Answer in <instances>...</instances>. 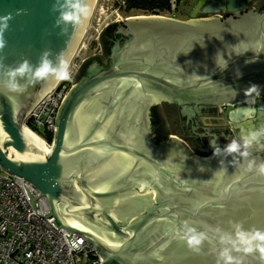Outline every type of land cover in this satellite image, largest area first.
<instances>
[{"label":"water","instance_id":"water-1","mask_svg":"<svg viewBox=\"0 0 264 264\" xmlns=\"http://www.w3.org/2000/svg\"><path fill=\"white\" fill-rule=\"evenodd\" d=\"M196 1L184 15L191 21L200 12L207 16L199 22L162 16L123 22L124 46L112 49L107 68L92 63L72 91L50 154L34 143L27 122L62 80L50 78L17 91L0 82V169L33 185L49 203L47 217L70 235L84 237L103 264H264L258 251L244 252L236 236L237 231H264V175L257 170L264 156H252L264 152V140L248 150L247 158L216 157L215 166L226 158V167L209 180L188 173L174 154L147 151L136 139L138 98L148 105L163 98L195 111L229 109L221 121L236 139L251 126L264 128V8L252 11L264 0ZM96 2L84 0L91 15L61 35L50 12L53 0H0V16L12 15L4 33L7 46L0 52L3 63L14 68L28 59L35 66L50 50L53 65L63 53L69 70ZM217 52L231 56L224 71L216 67ZM252 84L260 86V96L255 104L245 103L244 90ZM243 108L256 112L246 117ZM149 194L154 201L124 222L126 200ZM30 198L35 207L36 199ZM188 228L206 237L191 251L186 250ZM203 248L205 258L198 252Z\"/></svg>","mask_w":264,"mask_h":264},{"label":"built area","instance_id":"built-area-1","mask_svg":"<svg viewBox=\"0 0 264 264\" xmlns=\"http://www.w3.org/2000/svg\"><path fill=\"white\" fill-rule=\"evenodd\" d=\"M172 6H176L175 0ZM62 80L28 119L27 126L46 144L50 154L58 130L57 120L68 97L78 85L77 77L86 63L80 52ZM36 199L35 207L31 198ZM46 198L28 181L0 169V264H103L93 245L84 237L70 235L54 218H48Z\"/></svg>","mask_w":264,"mask_h":264},{"label":"flooded vegetation","instance_id":"flooded-vegetation-1","mask_svg":"<svg viewBox=\"0 0 264 264\" xmlns=\"http://www.w3.org/2000/svg\"><path fill=\"white\" fill-rule=\"evenodd\" d=\"M196 4L197 1L193 3L191 8L188 7L190 8L189 10H192ZM188 8H181L180 17H186L187 21L178 19L176 13L164 18L185 23L199 22L202 21L203 18H207L206 15H203L200 12L197 19L191 21L189 15H184ZM213 17L224 18L223 16ZM213 17L208 16V18ZM122 24H118L115 29L108 28L103 34V42L105 44L104 49L109 53V57L112 49L117 44L120 47H123L126 42V37L120 33V30L123 27ZM101 62L97 60L95 64L97 63L101 66ZM88 72L89 69L86 68L83 74H86L87 76ZM153 99L152 103L148 105L147 100L144 98H138L136 104L133 106L136 112L135 127L138 131L136 139L139 145L147 151L160 149L161 154H174L176 156V162L186 164L188 167V173L193 174L196 177L213 180L217 175L216 172L220 171L222 173L223 167H226V164L220 163L218 166H215V163L213 162L216 157L213 156V148L210 146L209 141L214 134L218 137L217 143L221 147H224L234 138L230 131V127L225 126L221 121V118L224 117V112L227 113L229 109L210 106L204 107L203 109L198 108V111H195L193 106H181L163 98ZM184 156L185 158L187 157V163L183 160ZM196 160L199 161L197 162ZM226 160L227 159L225 158L224 161ZM206 162H209V164L206 165ZM220 166L221 168L218 169ZM129 199L124 203V209L126 210L124 216H122L124 222L132 218L135 213H139L141 206L146 204V202L140 201L138 198ZM169 248L170 246L163 249L162 252L167 253ZM186 250L191 251L193 248L187 247ZM198 252L199 255L204 258L208 255L204 248L202 251L199 250Z\"/></svg>","mask_w":264,"mask_h":264},{"label":"clouds","instance_id":"clouds-1","mask_svg":"<svg viewBox=\"0 0 264 264\" xmlns=\"http://www.w3.org/2000/svg\"><path fill=\"white\" fill-rule=\"evenodd\" d=\"M92 9L84 3V0H53L50 8V12L56 14L54 21V27L61 29L60 34H66L69 25H74L75 29L79 27L90 15ZM19 14V13H18ZM12 19L11 13L0 16V52H2L7 46L4 33L9 28V21ZM236 55L242 53L236 52ZM51 55L50 50H45L41 53L37 65L30 63L28 59H24L18 63L16 67L6 66L3 63V58L0 57V82H6L9 89L12 91L20 90L21 88L27 89L29 85H34L37 82H44L50 78L56 81L69 79L68 63L64 59L63 53L57 56L59 63L53 65L52 60L49 58ZM228 59L231 56L228 55ZM228 59H225L224 54L217 52L215 57L216 67L220 71H224L228 67ZM247 63V61H246ZM239 76V72L237 73ZM18 78H26L25 83L18 82ZM234 95H237L234 90ZM246 97L245 103L251 102L255 104L257 98L260 96V86L252 84L250 87L244 90ZM249 98H251L249 100ZM264 111V107L260 108ZM246 117H251L255 112V108H243L241 109ZM218 137L214 134L210 139V146L213 148V156H240L247 158L249 155V149L253 145L260 144L261 140H264V128L257 130H249L247 133L242 134L239 139L233 138L224 147H221L217 143ZM235 154V155H234ZM223 163V161H220ZM252 164L249 163V169ZM260 175H264V162L260 163L257 168ZM237 240L240 245L243 246V251L251 253L254 250L260 254V259L264 261V231L256 230L252 233H245L243 231H237ZM204 233H198L194 228H188L187 244L189 247L197 248L205 240ZM235 244V241L233 242ZM231 262L232 257H227Z\"/></svg>","mask_w":264,"mask_h":264},{"label":"rangeland","instance_id":"rangeland-1","mask_svg":"<svg viewBox=\"0 0 264 264\" xmlns=\"http://www.w3.org/2000/svg\"><path fill=\"white\" fill-rule=\"evenodd\" d=\"M175 2H176V6H172V9L170 12H165L157 16L167 17L173 13H176L178 16V19H181L182 21H187L186 17L180 18L181 10H182L181 8L182 7L191 8V6L194 3V0H191L188 6L185 3L186 0H175ZM190 8H188V10ZM147 15L148 14L146 13L144 14L143 12H140V11H133V12L120 11L117 0H97L94 13L91 18L90 27L87 31V34L84 40V48L80 52V56H82L84 54L85 48L88 46V52L85 55L87 61L84 65L85 67L83 66V68L80 71L82 74V79L79 82V84L82 81H84V79L87 77L86 74L84 75L83 73L86 68L90 69L89 66H91L92 63L97 62V60L100 62L102 61L101 62L102 68H107L109 65V56L106 55L104 44H103V34L105 30H107L108 28L115 29V27L118 24H122L128 18L141 17V16H147ZM103 57L104 58L106 57V58L103 59ZM153 198L154 197L151 194H149L148 196L138 197V200L146 202L145 205L141 206L140 212L143 211L147 207V205L153 201Z\"/></svg>","mask_w":264,"mask_h":264},{"label":"trees","instance_id":"trees-1","mask_svg":"<svg viewBox=\"0 0 264 264\" xmlns=\"http://www.w3.org/2000/svg\"><path fill=\"white\" fill-rule=\"evenodd\" d=\"M117 1L120 11H124V12L140 11L143 12L144 14L145 13L148 14L147 16H157L165 12H170L172 9L173 0H117ZM190 1L191 0H186L185 2L186 5ZM106 55L108 56L109 53L106 52ZM81 79H82V74L80 73L77 77V80L80 82Z\"/></svg>","mask_w":264,"mask_h":264},{"label":"crops","instance_id":"crops-1","mask_svg":"<svg viewBox=\"0 0 264 264\" xmlns=\"http://www.w3.org/2000/svg\"><path fill=\"white\" fill-rule=\"evenodd\" d=\"M195 1H196V0H195ZM195 1H194V2H195ZM263 8H264V3H262V5H261V4L256 5L255 8H254V10L252 9V11H253V12L255 11V12H257V13H260V12H262ZM221 18H222V17H220L219 19H221ZM86 65H87V64H86ZM80 73H81V72H80ZM80 73H79V74H80ZM249 130H253V127L251 126V127L249 128ZM241 132H242V134H245V133L248 132V130H242ZM238 139H239V137H238ZM259 145H260V144H258V145H255V144H254L253 147L256 148V146H259ZM262 151H264V149H263ZM250 154H252V153H250ZM258 154H259L260 157H263V156H264V152H261V153H253L252 156H253V157H256Z\"/></svg>","mask_w":264,"mask_h":264},{"label":"bare ground","instance_id":"bare-ground-1","mask_svg":"<svg viewBox=\"0 0 264 264\" xmlns=\"http://www.w3.org/2000/svg\"><path fill=\"white\" fill-rule=\"evenodd\" d=\"M31 138L33 139L34 143L40 147L41 149H43L44 151L47 150L46 144L43 142V140L36 134H34L33 132H31Z\"/></svg>","mask_w":264,"mask_h":264}]
</instances>
